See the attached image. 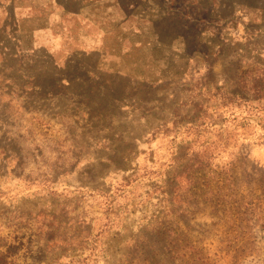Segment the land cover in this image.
<instances>
[{
  "label": "rangeland",
  "instance_id": "374dc122",
  "mask_svg": "<svg viewBox=\"0 0 264 264\" xmlns=\"http://www.w3.org/2000/svg\"><path fill=\"white\" fill-rule=\"evenodd\" d=\"M0 264H264V0H0Z\"/></svg>",
  "mask_w": 264,
  "mask_h": 264
}]
</instances>
